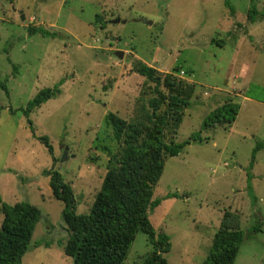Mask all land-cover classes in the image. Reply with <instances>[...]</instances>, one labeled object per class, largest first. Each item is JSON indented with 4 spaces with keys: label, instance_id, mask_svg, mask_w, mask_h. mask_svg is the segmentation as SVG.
<instances>
[{
    "label": "rangeland",
    "instance_id": "obj_1",
    "mask_svg": "<svg viewBox=\"0 0 264 264\" xmlns=\"http://www.w3.org/2000/svg\"><path fill=\"white\" fill-rule=\"evenodd\" d=\"M250 3L0 0V201H28L40 212L22 264H72L63 252V201L51 193L48 170L70 184L75 212H87L106 171L101 146L117 147L103 116L130 120L150 95L136 60L195 85L176 142L226 98L239 104L231 124L202 129L201 140L164 160L152 192L160 202L147 216L156 233L169 235L167 264H201L222 221L245 233L233 264H264V0H255L253 22ZM29 26L56 36L30 34ZM54 85L58 93L24 113ZM150 250L138 230L121 264L140 263Z\"/></svg>",
    "mask_w": 264,
    "mask_h": 264
},
{
    "label": "trees",
    "instance_id": "obj_2",
    "mask_svg": "<svg viewBox=\"0 0 264 264\" xmlns=\"http://www.w3.org/2000/svg\"><path fill=\"white\" fill-rule=\"evenodd\" d=\"M257 14L255 0H251L248 20L253 22ZM28 32L56 36L41 26H29ZM134 71L151 83L150 95L142 99L139 113L130 120L112 111L103 116V124L110 129L117 147L112 150L107 145L101 146L107 153L106 171L87 212H75L70 184L57 170H48L51 193L63 201L62 218L68 230L63 252L72 258V264H121L138 230L146 234L151 250L137 264H167L163 254L170 248L169 235L163 231L156 233L147 216V210L160 202L152 198V192L164 160L177 155L191 139L201 140L202 129L231 124L238 111L239 104L228 97L204 117L200 128L188 139L176 142L174 138L190 105L194 83L160 72L141 60H136ZM1 86L7 93L6 85L1 83ZM58 92V85L40 89L28 100L24 113L28 114ZM40 138L49 147L47 138ZM260 146L261 143H256L252 149L249 169ZM0 212V264H22L39 209L28 201L12 204L0 201ZM224 222L214 232L201 264H233L245 233ZM259 225L251 226V232L259 231Z\"/></svg>",
    "mask_w": 264,
    "mask_h": 264
},
{
    "label": "water",
    "instance_id": "obj_3",
    "mask_svg": "<svg viewBox=\"0 0 264 264\" xmlns=\"http://www.w3.org/2000/svg\"><path fill=\"white\" fill-rule=\"evenodd\" d=\"M21 18H22V16H20ZM120 21V19L117 17V18H115V19H112V20H110V22H119ZM115 54L117 55V57H122V53L120 52V51H116L115 52ZM65 150H66V148H65ZM65 150H63V155H62V157H61V160H63L64 158H65V156H66V151Z\"/></svg>",
    "mask_w": 264,
    "mask_h": 264
}]
</instances>
